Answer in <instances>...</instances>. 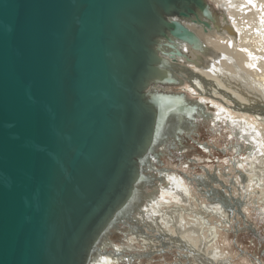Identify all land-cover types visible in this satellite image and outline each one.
<instances>
[{"label":"water","instance_id":"water-1","mask_svg":"<svg viewBox=\"0 0 264 264\" xmlns=\"http://www.w3.org/2000/svg\"><path fill=\"white\" fill-rule=\"evenodd\" d=\"M210 9L0 0V264H91L134 210L115 212L146 203L137 189L157 193L167 170L155 164L200 103L156 85L180 83L169 59L203 46L183 21L210 30Z\"/></svg>","mask_w":264,"mask_h":264},{"label":"rangeland","instance_id":"rangeland-1","mask_svg":"<svg viewBox=\"0 0 264 264\" xmlns=\"http://www.w3.org/2000/svg\"><path fill=\"white\" fill-rule=\"evenodd\" d=\"M249 1H252V3L243 4L241 7L244 12L239 15L235 13L238 12L239 7L234 3L231 7H228L227 10L232 9L234 11H229V13L232 14H230L228 20L222 16L220 10L221 0L208 1L210 8L215 12L216 17V21L213 22L211 26L219 23L222 25H224V23H231L232 25H235V30L239 37H242V40L248 25L253 29H259L262 25L264 27V20L260 21L262 18L264 19V0ZM234 2L237 3L236 0ZM236 26H238V29ZM227 32L228 30H226V33ZM257 42H260V44H257ZM238 43L241 44V41H238ZM247 45L250 49L248 52H251L252 50L261 52L259 51V48L264 45V36L261 40L252 37L249 39V42H247ZM251 53L252 54L248 53L249 58L254 54V52ZM203 55L204 59H212V63H222L219 60L209 57L208 54ZM261 55L262 56H259L260 58L258 59L260 62L258 65L260 66H257L258 68H251L249 72H252L251 75L253 78L264 80V77H261V75H264V73L261 74V70L262 72L264 70V51H262ZM187 61L188 60L182 59L180 61L177 60L176 63L182 65L186 62L185 64H192L191 66L195 67L199 65L198 63H195V61L193 63L190 62L193 60H190V63H187ZM246 63H248V60H246ZM259 68L260 70H257ZM172 72H174L175 76L180 79V83L176 86L166 85L157 86L156 88L165 92L185 91L184 93L188 99L200 103L198 105L201 107V110L198 109L195 112L199 118H196L194 122L192 121L194 116L188 123L186 121L180 122V125L182 124L183 129L186 130V134L184 133L181 135L180 145L176 142L175 147L169 149L170 153H166V155L160 158L163 165L159 167L155 164V168H159V171L166 169L172 174L173 177H170L169 179L166 178V180H168L167 183H175L176 180L180 181L183 193H186L183 194L184 196L182 195L185 199H182L184 203L182 200L179 201L175 196L170 195H165L168 197L163 199L161 189L165 186V183H163L164 185L160 184L155 189L157 193L154 196L150 195L147 189L148 187L145 188L146 193L152 197L149 199L152 202L148 200L145 202L151 203L152 206L155 205L154 203L163 204V206L160 205L159 210H156L157 212L155 211V213L152 214L155 216L152 217V220L153 218L154 221L158 220L160 228H163L164 226L166 232L171 230L174 231L176 228H179L180 233L178 236L181 240L186 241L188 248H183L184 250L181 249V251L178 247H156L153 251L154 255H151L150 257L144 256L140 259L136 258L132 263L119 261L117 264H264V124L262 121L257 120L252 113L243 115L240 114L241 111H237L234 107L230 112L229 108L225 107L217 100H212L209 97L200 98L195 96L196 94H192L193 89H191L190 85L185 82L186 80H184L181 75H178L176 71ZM227 72L225 71V73ZM240 75L235 73L234 76L229 78L225 74L226 77L224 76L223 78L219 77L213 79L214 84L210 83L209 86L211 87L217 84V94H219V91H222L220 95L225 94L228 89L227 87L229 84H232L233 81L236 82H233V84L236 85H247L244 75ZM256 85L251 86L249 84L244 87L245 89L242 86L241 87L243 88V92H250L251 95H249L252 99L256 100L255 102H260V99L264 97V91L261 88L260 90ZM227 93L229 95L231 94L229 92ZM224 101L232 106V102L228 100L226 101L225 99ZM200 116L202 118H200ZM211 118L216 119L217 122H215L216 120L214 121L215 123L212 122ZM237 124L239 126H237ZM193 126H195V134L191 136L190 131L188 130ZM243 134L247 136L246 141L243 139ZM243 143H245V145ZM247 143L250 145V150L255 149L257 152V154L250 160H248L247 157ZM246 162L248 164L254 162V168L253 170L251 169L252 173L248 171V164ZM246 172H249V174H246ZM154 174L158 177V174ZM162 175L164 177L168 175V172H166L165 175ZM190 178H193L194 180L191 182L188 180ZM249 186L250 188H248ZM179 191H181V189H177V192ZM187 192L189 195H187ZM176 197L179 198L178 196ZM219 200L220 202H218ZM244 202L246 205L239 206L240 203L242 205ZM178 204L184 208L188 206L187 208L192 209L194 214L192 211H185L186 215L182 216L183 219L174 220L176 223L175 225H172L168 223V218L173 212L168 210V208L174 209L175 207L172 206ZM239 209L241 210L240 213L238 211ZM131 210H134V213L130 216L131 218L127 215L129 218L127 220L124 219L127 226L134 225L136 228L139 227L141 225L139 222V220H141V214L143 220L148 219L146 217L147 212L143 213L139 207ZM146 210L148 209H144L143 211ZM197 212H200V217ZM163 218H166L167 222L160 220ZM199 220L201 226L199 227L200 234L197 233V230L195 231V229L192 228L193 232L188 228V226L194 227L193 222L195 223ZM149 221H151V219L145 221V226L142 225L140 232L145 233V235L147 233V236L154 239L155 242L157 240L155 238L157 235L149 231L148 227L159 229V226H153V224H151L152 221ZM127 226L125 227L127 228ZM195 226L197 225L195 224ZM187 229H190L191 231ZM208 230H212L216 235L214 241L210 243L208 241ZM125 231L129 234L131 233L128 229H125ZM166 232L163 231L162 233L165 234ZM131 237L133 236L129 237L130 240H128V242L124 234L115 235L110 239V243H112L113 246H109V242H107L106 244L108 246L104 250L103 248L101 249V251L106 253L103 255L107 256L111 254L114 249L113 247L124 249V251H121V253L117 255L118 258L123 257V254H126L127 256L141 255V253L146 251V248L143 246L144 238L138 237V239H136ZM173 239H175V236ZM155 243H159V241H156ZM132 249L135 250L133 251ZM99 255H101V253Z\"/></svg>","mask_w":264,"mask_h":264},{"label":"bare ground","instance_id":"bare-ground-1","mask_svg":"<svg viewBox=\"0 0 264 264\" xmlns=\"http://www.w3.org/2000/svg\"><path fill=\"white\" fill-rule=\"evenodd\" d=\"M208 1H211V0H207V2ZM234 1L235 0H227V1H222L221 0L220 10L222 12L223 18H226L228 20V17H230V14H232V13H229V11L234 12L232 9L227 10V8L228 7H231L233 5V3L236 6L239 7L238 8V12H235L238 15L240 13L244 12L242 10V7H241L243 4H245V3L250 4V3H252V1H249V0H236L237 3H235ZM235 9H237V8H235ZM213 14L214 13L212 12V15ZM213 18H214V20L216 19L215 16ZM263 20L264 19L262 18L260 21H263ZM183 22H184V24H186L187 27H189L196 34V36L200 39V41H201V43H202L203 46L200 48V51H196V50L192 49L186 43H179V48L181 49V51L185 52V56L176 57L175 60H173V61L171 59H169L168 57H165V58L169 59V61H171V62L168 63L170 65V68H171L170 70L176 71V73L178 75H181L182 78H184V80H186L185 82H187L190 85V88L193 89L192 90V94H194V95L196 94L195 96L200 97V98L209 97L212 100H217L221 104H223L225 107L229 108L230 109V112H231V109H233V107H234V109L236 108L237 111H241L240 114L247 115L248 113H252L253 115H255V118L257 120L262 121L263 124H264V102H261V101H264V99H263L264 97L260 99L261 100L260 102L259 101L258 102H255L256 100H254V99L251 98L250 92H248V93L245 92V91L243 92V88L246 87L249 84L251 86L257 84L256 87H258L259 89L261 88L264 91V84H263L264 83L263 82L264 80L263 79H259V78L258 79L253 78V76L251 75L252 72H249L251 68H258L257 66H260V65H258L260 63L258 59L262 56L261 54H262V51H264V45L260 46V48H259V51H261V52H257L255 50H252L251 52H254V54L252 56H250V58L248 56V53H250V54H252V53L251 52H248V51H250V49H249V46L247 45V42H249V39H251L252 37L258 38L259 40H261L263 38V36H264V31H263V28L264 27H263V25L261 27H259V29L258 28H255V29L250 28V26L248 25L247 30H246V32L244 34V37H243V40H242V37H239V35L237 34V31L235 30V25H232L231 23H224V25H222V24L219 23V24H216L214 26H211V29L210 30L204 31V27L202 25H198V24H196L193 21L192 22L191 21H183ZM212 23H213L212 21L209 22L210 25ZM230 27H232V28H230ZM236 28L238 29V26H236ZM225 29L228 30L227 33H226V30ZM224 41H225V43H224ZM238 41H241V44L238 43ZM257 44H260V42H257ZM255 46H254V48H255ZM203 54H208L209 57H211L213 59H216V60H219L222 63H217V64L215 62L212 63L211 62L212 59L211 60L210 59H204L203 58V56H204ZM182 59L188 60L187 63H190V62L193 63L195 61V63H198L199 65L195 67V66H191L192 64L191 65L185 64L186 62L183 63L182 65H179V64L176 63L177 60L180 61ZM190 60H193V61H190ZM246 60H248V63H246ZM181 62H183V61H181ZM184 69H186L187 71H185ZM257 70H260V68L257 69ZM225 71L226 72L228 71V72L225 73ZM224 73L229 78L231 76H234L235 73H237L239 75L240 74H243L244 77H245V81H247L246 82L247 85L246 86H242L241 85L243 87L242 88L240 85L233 84V82H234L233 81L232 84H229V86L227 87L228 88L227 89V92L231 93L230 94L231 96L227 92H226L227 94L225 93V94H221L220 95V93H222V91H219L218 92L219 94H217V91H218L217 90V84H215L214 86H211V87L209 86V84L210 83H213L214 84V80L213 79H216V78H219V77L223 78L225 76ZM263 73H264V70H263V72L261 70V74H263ZM261 77H264V75H261ZM215 82H217V81H215ZM234 83H236V82H234ZM157 86H166V85H156V87ZM170 86H173V85H170ZM189 93H191V92H189ZM223 98L226 101L228 100V101L232 102V106L231 105H228L224 101ZM188 120L189 119H183L180 122H184V121L188 122ZM215 120L216 119L211 118V121L212 122H214ZM215 122H217V120ZM237 126H239V125L237 124ZM246 138H247V136L245 134H243V139H245V141H246ZM248 142H250V141H248ZM243 144L245 145V143H243ZM247 145H248V156L247 157H248V160H250L254 155L257 154V152H256L255 149H251L250 150L249 143H247ZM253 164H254V162H251L250 164H248V171L250 173H252L251 172V169L253 170V168H254L253 167ZM167 172H168V175L164 176V179H162L163 178V175L161 176L162 183H165V186L163 188H161L162 189L163 199H165V197H168L170 195V196H175V198L177 200H179V201H181L182 199L184 200L185 198H183L182 195L185 192L183 193L182 187L180 186V181L179 180H176L175 183H170V182L167 183L168 180H166V178L169 179L170 177H173L172 174L169 173V171H167ZM249 172H246V174H249ZM163 174L165 175V173H163ZM188 180L192 182L194 179L193 178H190ZM144 184L145 183H143V185ZM248 188H250V186ZM177 189H181V191L177 192ZM137 191L139 193V196L143 197V199L145 201H147V200L150 201L149 199L152 198L151 197L152 194H150L151 196H149L146 193V191H142V190H139V189H137ZM199 192H200V190H199ZM165 195H168V196H165ZM187 195H189V193ZM176 196H178L180 199L177 198ZM183 200H182V202H183ZM130 201L132 202L134 200H130ZM150 202H152V201H150ZM218 202H220V200ZM165 203H166V201H165ZM154 204L155 205L152 206L151 203H148V202L147 203H141V205H139L138 203H125V204H123V207L120 208L115 213H118V216H117V218H118V217H121V214L122 213H124L122 215H125V214L128 215L132 211L131 209H133V208H138L139 207L140 210L148 209V210L144 211L143 213L147 212L146 213V217L148 219H151V221H152L151 224H153V226H159V229H157V228L152 229V228L148 227V230L151 231V232H153V234L157 235L155 238L157 239L156 241H159V243H155L156 241L154 242V239L148 237L147 236L148 235L147 233L145 235V233L140 232V230L142 228V225L145 226V221L148 220V219L143 220L142 214L140 216V219L141 220H139V222L141 223V225L139 227H137V228L134 225L127 226L126 221L123 219L122 222H121L122 224H121L120 227H121V232L125 235V238L127 239V241L130 240V238H129L130 236H133L131 238H136V239H138V237L144 238V245L143 246L146 248V251L143 252V253H141V255H130V256H127L126 254H123V257H121V258L119 257L118 258L117 255H119V253H121V251H124V249H121L119 247L118 248L113 247L114 248L112 250L113 252H111V254H109L107 256H104V255H96L95 254L92 257H90L89 260L91 261V264H117V263H119V261H127L128 263H132V262H134V259H136V258L140 259L141 257H144V256L145 257H150L151 255H154L153 254L154 253L153 251L155 250L156 247H159V248L160 247L161 248H166V247H169V248L176 247L177 248L178 247V249H180V250L183 249V248L184 249L185 248L187 249L188 247L186 245L187 244L186 241L181 240V238H179V236H178V234L180 233L179 228H176L175 226H173V227L176 228V230L173 229L174 231L171 230V231H167L166 232V229L164 230V226H163V228L162 227L160 228V224H159L158 220L157 221H154V218L152 220V217L154 216L152 214L155 213L156 210H159L160 205L163 206V204H160V203H154ZM137 205H139V206H137ZM244 205H246L245 202L242 203V205H241V203L239 204V206H244ZM172 207H175V208L174 209L168 208V210H171V212H173L174 216H173V214L172 215H169V213L167 212L168 215H169V218L167 217L169 219L168 223H170L172 225H175V223H176V221H174V220L183 219L182 216L183 215L184 216L186 215V212L185 211H188V212L189 211H192V213L194 214V211L192 209L187 208L188 206L186 208H184V207H182V206H180L178 204V205H175V206H172ZM222 207H224V206H222ZM126 209H127V211H125ZM204 209H206V208H204ZM238 211H239V213L241 212L240 209ZM197 213H198V216L200 217L201 216L200 215V212H197ZM156 215H157V213H156ZM195 216H197V215H195ZM133 219H135V218H133ZM160 220H163V221L167 222L166 221L167 220L166 218H163V219H160ZM191 220H192V217H191ZM196 220H198V219H196ZM200 220L197 221V222H195V223L193 222L194 227L188 226V228H190L192 231H193V229H195V231L197 230L198 231L197 233L200 234V229H199V227H201L200 226ZM134 221H136V220H134ZM151 221H149V222H151ZM201 221H203V220H201ZM195 224L197 226H195ZM166 225H168V224H166ZM125 226H127V228ZM191 226H193V225H191ZM125 229H128L131 233L130 234L127 233L125 231ZM190 229H187V230H190ZM161 231L162 232L165 231L166 233L164 234ZM208 231H209V240L208 241L210 243V242H213L214 241V239L216 238V235H215V233L212 230H208ZM184 232H186V231H184ZM188 234H190V233H188ZM174 236H175V239H173ZM212 237H214V238H212ZM188 241H189V239H188ZM104 244L101 243V242H99L97 244V246H99L100 249L103 248V250L108 245L111 246V247L113 246L112 243H110V242L108 243V245L106 243H104ZM91 258H93V259H91ZM186 259H187V256H186Z\"/></svg>","mask_w":264,"mask_h":264}]
</instances>
